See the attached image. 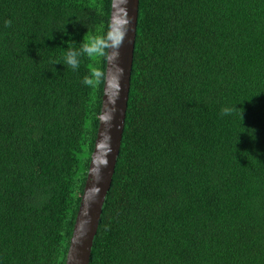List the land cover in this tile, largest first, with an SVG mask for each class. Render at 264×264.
<instances>
[{
	"label": "trees",
	"instance_id": "16d2710c",
	"mask_svg": "<svg viewBox=\"0 0 264 264\" xmlns=\"http://www.w3.org/2000/svg\"><path fill=\"white\" fill-rule=\"evenodd\" d=\"M111 10L0 0V264H66L104 94L82 81L107 62L63 49ZM90 264H264V0H140Z\"/></svg>",
	"mask_w": 264,
	"mask_h": 264
},
{
	"label": "water",
	"instance_id": "95a60500",
	"mask_svg": "<svg viewBox=\"0 0 264 264\" xmlns=\"http://www.w3.org/2000/svg\"><path fill=\"white\" fill-rule=\"evenodd\" d=\"M140 0H112L111 18L126 21V35L114 66L123 69L118 85L105 86L99 129L66 264H90L94 241L118 162L128 109ZM114 66L107 63L111 75Z\"/></svg>",
	"mask_w": 264,
	"mask_h": 264
},
{
	"label": "clouds",
	"instance_id": "9594fccd",
	"mask_svg": "<svg viewBox=\"0 0 264 264\" xmlns=\"http://www.w3.org/2000/svg\"><path fill=\"white\" fill-rule=\"evenodd\" d=\"M4 23L5 27H11L12 21L6 20ZM126 23L118 17L113 18L106 31L97 34L88 30L79 44L69 40L66 50L63 49L62 65H66L72 70H78L81 58L87 57L89 59L102 58L109 66H114L115 61L119 58V49L126 35ZM122 74L123 69L118 66H114L111 75L101 68L91 67L88 74L83 77L82 83L90 88H96L101 83H104L106 87L109 85L116 87L118 78ZM236 111H240L242 119V109H237L236 105L222 107L221 116L231 115Z\"/></svg>",
	"mask_w": 264,
	"mask_h": 264
}]
</instances>
